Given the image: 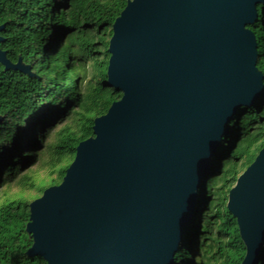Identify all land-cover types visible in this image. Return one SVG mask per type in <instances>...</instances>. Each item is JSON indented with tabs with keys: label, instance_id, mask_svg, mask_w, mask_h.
Returning <instances> with one entry per match:
<instances>
[{
	"label": "water",
	"instance_id": "1",
	"mask_svg": "<svg viewBox=\"0 0 264 264\" xmlns=\"http://www.w3.org/2000/svg\"><path fill=\"white\" fill-rule=\"evenodd\" d=\"M259 5L264 0L128 1L113 25L106 70L122 98L94 119V136L78 144L62 183L31 202L29 257L175 264L231 120L264 89L249 28ZM0 63L32 74L1 48ZM228 210L247 249L242 264H258L264 148L230 191Z\"/></svg>",
	"mask_w": 264,
	"mask_h": 264
},
{
	"label": "trees",
	"instance_id": "2",
	"mask_svg": "<svg viewBox=\"0 0 264 264\" xmlns=\"http://www.w3.org/2000/svg\"><path fill=\"white\" fill-rule=\"evenodd\" d=\"M129 0H5L0 48L31 67V75L0 63V264H47L27 251L31 200L12 189L43 192L62 183L78 144L94 136L93 121L122 92L106 84L113 25ZM249 26L264 74V5ZM264 148V89L238 110L199 191L197 211L185 229L175 264H242L247 249L229 212L230 191ZM49 167L55 178L39 186L33 174ZM40 188V189H39ZM264 264V241L258 256Z\"/></svg>",
	"mask_w": 264,
	"mask_h": 264
},
{
	"label": "rangeland",
	"instance_id": "3",
	"mask_svg": "<svg viewBox=\"0 0 264 264\" xmlns=\"http://www.w3.org/2000/svg\"><path fill=\"white\" fill-rule=\"evenodd\" d=\"M52 170L49 167H43L37 169V171L33 174L35 181L38 182L39 186H42V184L50 182L53 178H55V173H51ZM40 189V188H39ZM23 194L24 197L31 200L32 202L36 199H38L40 195V191L38 189H30L22 191L19 188L12 189L8 194H6L5 197H14L17 194Z\"/></svg>",
	"mask_w": 264,
	"mask_h": 264
},
{
	"label": "flooded vegetation",
	"instance_id": "4",
	"mask_svg": "<svg viewBox=\"0 0 264 264\" xmlns=\"http://www.w3.org/2000/svg\"><path fill=\"white\" fill-rule=\"evenodd\" d=\"M4 1H5V0H0V3H3ZM2 25H4V27H5V24H1L0 26H2ZM3 31H4V29L0 32V37H2V36H1V33H2ZM2 38H3V37H2ZM3 39H4V38H3ZM1 43H2V42H1ZM1 43H0V44H1Z\"/></svg>",
	"mask_w": 264,
	"mask_h": 264
}]
</instances>
